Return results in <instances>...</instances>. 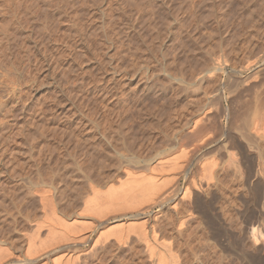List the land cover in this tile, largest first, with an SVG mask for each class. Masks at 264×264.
Returning a JSON list of instances; mask_svg holds the SVG:
<instances>
[{"label":"rangeland","instance_id":"rangeland-1","mask_svg":"<svg viewBox=\"0 0 264 264\" xmlns=\"http://www.w3.org/2000/svg\"><path fill=\"white\" fill-rule=\"evenodd\" d=\"M263 109L264 0H0V264H53L76 250L56 243L25 253L28 237L48 238L46 199L71 222L88 214L91 186L160 164L156 172H172L174 159L188 168L181 188L201 177V160L216 163L213 210L239 230L237 210L259 186L248 185L254 154H242L229 133L243 139L244 120ZM202 135L214 141L199 149ZM180 197V209L194 211ZM170 206L137 222L159 226ZM111 217L93 229L106 230ZM136 235L126 246L114 236L83 246L75 264H149ZM198 241L208 262L188 264H242L207 234Z\"/></svg>","mask_w":264,"mask_h":264},{"label":"bare ground","instance_id":"bare-ground-1","mask_svg":"<svg viewBox=\"0 0 264 264\" xmlns=\"http://www.w3.org/2000/svg\"><path fill=\"white\" fill-rule=\"evenodd\" d=\"M258 110L250 119L244 120L246 123L243 124V129H245V134H242L243 139L240 138L241 135L238 137L232 132L229 133L242 154H254L255 157L253 155L252 157L256 162V174L252 180L248 177V185L250 188L259 186V190L257 188L254 190L256 192L246 207L237 210L242 223L239 230L235 231L225 226L220 213L213 210L215 207L213 201H216L220 195L213 188V184L216 183L213 180L216 163H204L201 160V177L197 182L192 178L191 186L181 188L177 184L178 178L183 174H188V168L174 159L169 164V170L172 172H156L158 169L165 170V167L160 164L158 169L153 167L146 174L126 170L123 178L106 184L104 189L91 186L90 195L82 203L83 211L88 214L73 215L71 222L60 215L52 202L53 199H48V201L46 199L43 207L48 238L39 239L40 234L37 231V235L27 238L25 253L31 256L56 243L57 245L66 243L65 246L77 247L76 250L68 251L62 258L54 259L53 264H75L80 261V256L84 253L81 252L83 249L80 250L83 246L89 245L90 249L89 247L88 249L92 251L102 237L105 239L109 236H114L119 244L125 245L131 238L130 233L133 232L137 234L138 241L143 243L149 264H188L197 259H202L203 262L206 258L207 261V254L201 257V253L200 255L197 253L200 250L199 241L197 242L199 236L207 234L223 253L228 256L229 252L237 260L240 259L242 264H258V261L264 264V143H254L250 135L264 136L261 132H264V114L258 115ZM207 117V112L197 116L190 125L191 130L200 129L198 124ZM212 141H214V136L202 135L199 149L209 145ZM251 147L254 152H248V148L251 151ZM253 166L254 161L248 168L253 169ZM173 170L178 171L173 172ZM180 194L181 200L191 199L196 204L194 211L180 209V204L176 199ZM45 198L47 197L44 196ZM167 203L171 204L170 208L176 217V222L173 220L175 218H172L173 214L166 217V221L164 220L165 222L159 226H155L154 223L147 227L144 220L137 222V219L145 217L150 209L164 206ZM109 216H112L113 225L97 233L93 229L94 224L102 225L104 219ZM124 218L135 220L126 223ZM187 220H196L199 228L195 231L190 229ZM93 232H95V237L92 236ZM2 252L6 255L4 251ZM13 257L15 259L19 256L13 255Z\"/></svg>","mask_w":264,"mask_h":264}]
</instances>
